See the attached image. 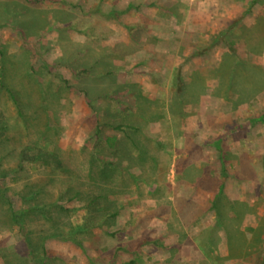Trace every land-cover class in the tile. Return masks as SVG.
I'll return each mask as SVG.
<instances>
[{"label":"rangeland","instance_id":"1","mask_svg":"<svg viewBox=\"0 0 264 264\" xmlns=\"http://www.w3.org/2000/svg\"><path fill=\"white\" fill-rule=\"evenodd\" d=\"M4 22L0 264L264 262V0H0Z\"/></svg>","mask_w":264,"mask_h":264},{"label":"trees","instance_id":"2","mask_svg":"<svg viewBox=\"0 0 264 264\" xmlns=\"http://www.w3.org/2000/svg\"><path fill=\"white\" fill-rule=\"evenodd\" d=\"M121 14H122L121 11H113L111 15H113L114 17L119 19ZM6 26H9V23H7V22L0 23V28L6 27ZM14 29L19 33L21 41H22V44L25 47H27V48L32 50L34 59L35 60L42 59L44 61V63H45V66L48 67L50 72H52V70L50 69L49 64L46 62V58H45L43 52L41 51V47H40L39 43L36 42V41H32V40L28 39L26 37L24 31L21 28L14 27ZM13 97L16 100V97L14 95H13ZM245 125H248V127L243 126L244 128H241V129H244V130L248 129L250 127V120H247ZM1 128L4 129L5 125L3 124V120L0 119V129ZM3 134H4V132H2L0 136H2ZM29 211H42L44 213L46 212L44 207H42V208H31ZM91 264H96V263L94 261H91Z\"/></svg>","mask_w":264,"mask_h":264},{"label":"crops","instance_id":"3","mask_svg":"<svg viewBox=\"0 0 264 264\" xmlns=\"http://www.w3.org/2000/svg\"><path fill=\"white\" fill-rule=\"evenodd\" d=\"M262 264H264V262Z\"/></svg>","mask_w":264,"mask_h":264}]
</instances>
